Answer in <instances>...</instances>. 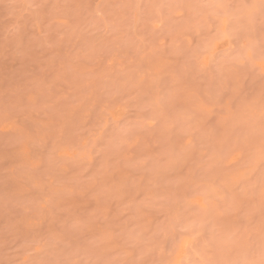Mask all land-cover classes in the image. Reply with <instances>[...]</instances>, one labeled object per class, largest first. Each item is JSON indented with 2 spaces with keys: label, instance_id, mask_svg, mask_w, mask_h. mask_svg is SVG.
<instances>
[{
  "label": "rangeland",
  "instance_id": "374dc122",
  "mask_svg": "<svg viewBox=\"0 0 264 264\" xmlns=\"http://www.w3.org/2000/svg\"><path fill=\"white\" fill-rule=\"evenodd\" d=\"M0 264H264V0H0Z\"/></svg>",
  "mask_w": 264,
  "mask_h": 264
}]
</instances>
